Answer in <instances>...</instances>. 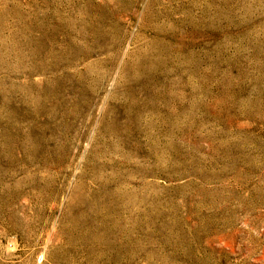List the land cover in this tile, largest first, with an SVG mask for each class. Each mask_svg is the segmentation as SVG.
<instances>
[{
	"label": "rangeland",
	"instance_id": "374dc122",
	"mask_svg": "<svg viewBox=\"0 0 264 264\" xmlns=\"http://www.w3.org/2000/svg\"><path fill=\"white\" fill-rule=\"evenodd\" d=\"M0 264H264V0H0Z\"/></svg>",
	"mask_w": 264,
	"mask_h": 264
},
{
	"label": "bare ground",
	"instance_id": "6f19581e",
	"mask_svg": "<svg viewBox=\"0 0 264 264\" xmlns=\"http://www.w3.org/2000/svg\"><path fill=\"white\" fill-rule=\"evenodd\" d=\"M35 42V41H34ZM2 48V47H1ZM4 50V49H3ZM42 52V51H41ZM35 56V55H34ZM161 59V58H160ZM51 62V61H50ZM99 69V68H98ZM81 85V84H80ZM124 191V190H123ZM114 194V193H113ZM108 206V205H107ZM120 228V227H119ZM104 237V236H103Z\"/></svg>",
	"mask_w": 264,
	"mask_h": 264
}]
</instances>
